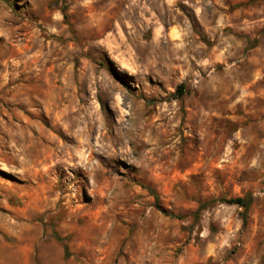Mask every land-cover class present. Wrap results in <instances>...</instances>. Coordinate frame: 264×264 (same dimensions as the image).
<instances>
[{"label": "rangeland", "instance_id": "obj_1", "mask_svg": "<svg viewBox=\"0 0 264 264\" xmlns=\"http://www.w3.org/2000/svg\"><path fill=\"white\" fill-rule=\"evenodd\" d=\"M0 264H264V0H0Z\"/></svg>", "mask_w": 264, "mask_h": 264}, {"label": "trees", "instance_id": "obj_2", "mask_svg": "<svg viewBox=\"0 0 264 264\" xmlns=\"http://www.w3.org/2000/svg\"><path fill=\"white\" fill-rule=\"evenodd\" d=\"M225 201L228 203H232V204H238L239 206L244 207V209H245L244 212L247 213L252 202H253V198H252L251 194H248V195L243 196V197L226 199ZM206 205H207V203H203L201 205V208L205 207ZM245 221H246V219H245Z\"/></svg>", "mask_w": 264, "mask_h": 264}]
</instances>
